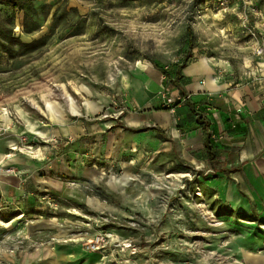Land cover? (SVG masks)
Wrapping results in <instances>:
<instances>
[{"label": "rangeland", "instance_id": "obj_1", "mask_svg": "<svg viewBox=\"0 0 264 264\" xmlns=\"http://www.w3.org/2000/svg\"><path fill=\"white\" fill-rule=\"evenodd\" d=\"M226 7L0 0V264H264V201L246 195L225 150L215 166L208 160L197 115L210 113L192 97L194 82L182 81L191 103L167 109L182 94L172 79L189 27V65L205 59L231 89L261 88L264 0ZM149 68L169 88L155 95V110L172 116L163 137L115 127L158 125L127 89ZM40 127L46 137L32 131ZM96 235L107 242L90 252Z\"/></svg>", "mask_w": 264, "mask_h": 264}, {"label": "crops", "instance_id": "obj_2", "mask_svg": "<svg viewBox=\"0 0 264 264\" xmlns=\"http://www.w3.org/2000/svg\"><path fill=\"white\" fill-rule=\"evenodd\" d=\"M141 69L144 70L146 67L141 66ZM146 71L147 74L144 77L129 82L127 89L131 95L133 105L140 111L157 117L159 121L156 126L164 130L162 127H167L171 124L172 116L168 112L155 110L160 101L155 95L169 88L160 72L150 70V68ZM184 76L186 82H194L192 97L201 98V106L206 112L210 113L206 117L210 123L209 134L216 151L225 150L226 162L229 161V166L238 167V169L234 170L237 183L241 187L242 183H244L246 185V195L250 199H255L263 204L264 78L261 80L262 86L260 89L250 85L231 89L229 83H223V78L216 76L213 67L205 59H200L190 64L184 70ZM202 78H205V83H201ZM179 97L180 94L170 96L172 99ZM219 103L221 108L218 110L217 105ZM128 125L133 129H140L141 121L137 118L129 119ZM198 128L203 142V129L200 126ZM32 131L41 137L48 135V131L42 127L38 130L32 128ZM235 151L236 153H233ZM228 157L233 160L227 159ZM15 161L14 158L10 161L5 160L6 163L2 164V168H6L8 171L11 169V163ZM27 166H30V164H27ZM211 185L215 184L211 182ZM223 189V194L226 195V199L232 207L236 208L242 203V198L239 197L240 195L233 185L226 187L224 185Z\"/></svg>", "mask_w": 264, "mask_h": 264}, {"label": "trees", "instance_id": "obj_3", "mask_svg": "<svg viewBox=\"0 0 264 264\" xmlns=\"http://www.w3.org/2000/svg\"><path fill=\"white\" fill-rule=\"evenodd\" d=\"M15 7H17V5H15ZM45 8L48 9L46 16H49L51 10H52V6H45ZM187 35H188V40H189V47L187 50V54L183 59V62L181 65H178L176 67V73H175V77L172 79V83L174 86H176L180 91H182L181 96L183 97H187L186 94V88H185V84L182 81H185V76H184V70L189 66V60L193 57L192 54V50H193V38H194V33L191 27L188 28L187 30ZM171 77V76H170ZM186 103H191V100L188 99L186 101ZM181 103H176L172 106V108L174 109L177 105H180ZM190 107L192 108V112H193V105L189 104ZM167 109H171V107H167ZM164 112H169L170 110H163ZM195 113V112H194ZM197 115V114H196ZM197 124L200 125L203 129V134H204V138H203V144H204V148L206 150V154L208 157V160L211 162L212 165L215 166L216 163V159H217V151L216 148L214 147L212 141H211V135L209 134V126L210 123L202 118L201 115H197ZM116 128H122L125 131L134 133V134H140V133H146V132H155L157 135L159 136H164L165 135V131L162 130L160 127L155 126V127H150V128H140V129H133L127 126H115ZM113 127V128H115Z\"/></svg>", "mask_w": 264, "mask_h": 264}, {"label": "built area", "instance_id": "obj_4", "mask_svg": "<svg viewBox=\"0 0 264 264\" xmlns=\"http://www.w3.org/2000/svg\"><path fill=\"white\" fill-rule=\"evenodd\" d=\"M239 1H241L245 6L251 7V6L259 4L261 0H239ZM219 2L226 9L227 8L226 4H228L229 0H219ZM259 53L260 55L264 54V47L260 49ZM188 99H190V96H187V97L180 96L177 99L169 98L168 99L169 104L167 107L169 108L171 105H174L176 103H186ZM106 242H107V238L105 236L96 235L91 240H89L88 250L90 252H96L100 249V246L104 245Z\"/></svg>", "mask_w": 264, "mask_h": 264}, {"label": "bare ground", "instance_id": "obj_5", "mask_svg": "<svg viewBox=\"0 0 264 264\" xmlns=\"http://www.w3.org/2000/svg\"><path fill=\"white\" fill-rule=\"evenodd\" d=\"M9 157V156H8ZM5 160V159H4ZM1 165V164H0ZM2 169V168H1Z\"/></svg>", "mask_w": 264, "mask_h": 264}]
</instances>
